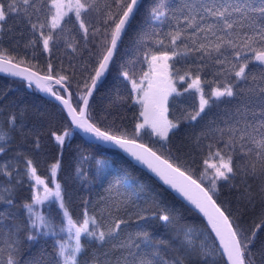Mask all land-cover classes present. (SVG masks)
<instances>
[{"label":"snow or ice","instance_id":"obj_1","mask_svg":"<svg viewBox=\"0 0 264 264\" xmlns=\"http://www.w3.org/2000/svg\"><path fill=\"white\" fill-rule=\"evenodd\" d=\"M0 73L43 93L59 121L0 98V154L26 141L0 163V264H264V0H0ZM73 136L123 154L94 172L79 154L88 195L75 212L59 178ZM45 139L59 156L41 175L30 153ZM125 157L180 208L141 203Z\"/></svg>","mask_w":264,"mask_h":264},{"label":"trees","instance_id":"obj_2","mask_svg":"<svg viewBox=\"0 0 264 264\" xmlns=\"http://www.w3.org/2000/svg\"><path fill=\"white\" fill-rule=\"evenodd\" d=\"M134 30L129 31L128 37H126L125 43L128 44L131 38L134 37ZM113 75L109 74L107 80L103 87L99 89L96 93V105L98 110L103 108L108 104L109 99L112 95L110 89L113 86ZM4 93L8 94L9 99H15L19 104H27L30 106V115L35 117L38 113H45L48 118L52 119L56 122L57 127H59V121L57 118V112L53 104L49 102L48 99L40 96L37 92L28 89L25 85L15 81L14 78H7L0 76V98L3 97ZM30 96L36 98L37 101L40 102V105L34 103L31 105L29 101ZM191 103V101H189ZM37 105V106H36ZM182 108L188 107V104H183ZM179 112L173 110V116H178ZM131 113H129V117ZM191 132V128H183L180 134V140L177 143L184 142L183 136L184 132ZM26 145V141H23L19 136H17L13 142L12 149L20 150L23 149ZM80 153H83L86 156L92 157L89 159L87 163L84 164L85 169L95 171L96 167V159H107L111 157V163L113 167H118L121 162V156L113 155L111 151L101 154L96 149L91 148L87 142H85L81 137L73 136L68 141H66V147L63 152V165L61 171L59 173V178L61 183L65 186V188L72 194V202L70 207L73 211H79V205L81 203V197H86L88 195L87 191L80 190L79 181L75 180L74 170L77 163V158ZM32 158L34 159L38 171L41 175H47V169L49 165L53 162L54 158H58L59 153L58 150L52 149L51 144L45 139L42 141V149L39 153H30ZM126 161H128L125 158ZM131 176L134 179H137L141 183L146 184V188L143 192H141V203L147 202L148 206H150L151 211L155 212L157 216L165 209L168 208H180V201L176 199L167 189L161 186L158 182H156L151 176H149L144 171L138 169L132 163L127 164ZM28 185H25L23 188H18L16 192V202L17 204H22L25 202V199L30 195L27 191ZM93 191H98L93 185ZM227 195L225 190V194L222 195L221 199H224ZM152 225L158 236L164 237L162 232L166 229L162 226V222L158 219L152 221ZM166 231V230H165ZM164 231V232H165Z\"/></svg>","mask_w":264,"mask_h":264},{"label":"rangeland","instance_id":"obj_3","mask_svg":"<svg viewBox=\"0 0 264 264\" xmlns=\"http://www.w3.org/2000/svg\"><path fill=\"white\" fill-rule=\"evenodd\" d=\"M29 101L31 102V105H33L34 103H36V98L35 97H31L29 98ZM38 105H40V102L37 101ZM37 106V105H36ZM15 150H10L8 151V153L6 155L4 154H0V163H3V161L10 159L11 157L14 156ZM25 185H27V183H24L22 186H20L19 188H23ZM166 230V231H165ZM163 232L162 235L164 236V238H169L171 236V229L170 228H166Z\"/></svg>","mask_w":264,"mask_h":264},{"label":"water","instance_id":"obj_4","mask_svg":"<svg viewBox=\"0 0 264 264\" xmlns=\"http://www.w3.org/2000/svg\"><path fill=\"white\" fill-rule=\"evenodd\" d=\"M0 76L10 78V77H8L6 74H3V73H0ZM37 93H38L40 96H42V97H44V98H46V99L49 100V98H47L43 93H39V92H37ZM82 139H83V138H82ZM83 140L86 142L85 139H83ZM121 155H123V154H121ZM125 158H126L128 161H131V158H127V157H125ZM130 163H132V164H133L134 166H136L138 169L144 171V172L147 173L149 176H151L156 182H158L161 186H163L165 189H167V190H168V191H169V192H170V193H171L176 199H178V200L180 201V198H178L177 194H176L172 189L168 188V186L163 185V183L160 182V181L158 180V178L154 177L151 173H148L146 169H143L142 166L136 164V162L131 161Z\"/></svg>","mask_w":264,"mask_h":264}]
</instances>
